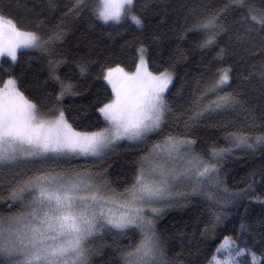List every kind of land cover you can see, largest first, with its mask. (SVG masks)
Wrapping results in <instances>:
<instances>
[{
	"label": "snow or ice",
	"instance_id": "snow-or-ice-1",
	"mask_svg": "<svg viewBox=\"0 0 264 264\" xmlns=\"http://www.w3.org/2000/svg\"><path fill=\"white\" fill-rule=\"evenodd\" d=\"M138 5L139 0H74L69 11L76 17L86 11L93 26L99 22L119 29L131 21L143 29L145 18ZM49 7H55L54 0H49ZM8 8L0 0V58L17 64L23 51L40 52L47 60L48 80L57 87L35 102L19 87V77L2 69L7 78L0 77V168L37 167L28 174L17 173L8 189L9 209L18 208L0 213V264H94L97 241L103 242L106 234L115 238L133 233L135 243L117 246L118 264H172L156 229L165 208L203 196L209 202L210 219L202 235L215 237L227 219L229 204L247 198L264 205V166L259 169L260 194L254 189L255 171L236 191L221 179V165L233 149H264V130L228 132L227 146L212 145L206 154L196 150L195 138L166 132L169 120L186 117L188 128L213 113L243 105V97L229 91L233 67L225 57L230 49H239L242 55L260 54L259 72L241 79L256 74L264 90V0L260 7L253 0H228L204 12L189 10V18L175 33L177 40L190 39L201 57L210 54L194 86L178 77L177 66L188 58L179 44L162 68H150L154 61L143 43L135 49L133 69L120 63L101 65L100 77L110 86L108 99L95 108L102 125L78 123L80 117L64 104L65 96L79 94L71 73L84 77L92 66L89 59L69 62L58 52L69 31L66 22L49 27L36 19L35 27L28 28L19 25ZM229 9L240 10L235 27L224 22ZM62 66H67L63 74ZM186 92L188 109L174 111L169 97H183ZM153 134L161 139L153 141ZM124 141L138 147L151 141V145L142 151L131 182L122 190L111 187L106 169L62 167L75 158L102 162ZM252 232V226L242 221L236 236H223L207 264H264V231L259 246Z\"/></svg>",
	"mask_w": 264,
	"mask_h": 264
},
{
	"label": "trees",
	"instance_id": "trees-1",
	"mask_svg": "<svg viewBox=\"0 0 264 264\" xmlns=\"http://www.w3.org/2000/svg\"><path fill=\"white\" fill-rule=\"evenodd\" d=\"M228 0H139L138 10L145 18L143 29H137L131 21L122 28H113L101 25L89 18L85 11L79 17L69 11L74 0H54L55 7H49V0H5L9 5L8 13L19 25L28 28L35 27V20L41 19L49 27L66 22L69 29L58 52L66 56L69 62L86 58L92 61L91 70L84 77H79L75 71L71 79L75 83L78 95L65 96L64 104L69 112L78 115V123L102 125L103 119L95 108L99 103L108 99L110 88L107 82L100 77L101 65L120 63L131 70L136 60V47L143 43L148 47L151 61L150 68L166 66L170 56L175 52L177 44L185 49L187 60L177 66L178 77H183L194 86L196 78L204 72L201 65L207 63L210 54L201 57L191 45V40L178 41L176 32L189 18V10L204 12L222 7ZM261 6V0H253ZM146 5V7H145ZM238 9H229L225 14V24L235 27L239 18ZM47 29H45L46 31ZM108 33H111V38ZM158 37V39H157ZM191 37V34H189ZM226 46V45H225ZM0 61V77L7 78L2 69H9V73L19 77V87L25 95L35 102H41L45 92H52L56 85L48 80L46 57L38 51H23L18 55V63H4ZM227 63L233 67L232 88L229 91L239 93L243 97L241 107L221 110L202 119L199 123L186 128L184 119L169 120L166 132L189 135L196 140V150L206 154L210 146H227L228 132L258 134L264 130V90L260 86V78L253 74L244 81L241 79L248 73H258L260 70V54L242 55L241 50L232 52L225 57ZM67 66H62L63 74ZM206 74V73H205ZM190 93L183 97H169L174 111H186L190 104ZM161 139L155 135L152 140ZM137 146L126 142L118 144L115 151L104 158L102 162L91 159H72L64 162V168L91 167L93 170L106 169L105 176L111 187L122 190L130 183L136 162L142 151L150 147ZM221 165V179L230 190L236 191L245 187L249 174L257 172V183L254 189L257 194L262 191L259 182V169L264 166V149L252 152L248 149H233ZM36 165L22 164L19 168H0V213L16 211L18 206L9 209L7 200L8 189L15 183L17 173L28 174L36 170ZM228 216L225 222L216 229V236L202 235L205 225L210 219L209 202L203 196H190L186 203L179 206L165 208L158 220L156 229L160 234L167 258L172 264H207V257L221 242L224 235L236 236L239 233L240 223L243 221L252 226V235H255L259 246L260 233L264 231V205L251 199L242 198L227 206ZM247 236L245 237V239ZM137 237L117 236L113 238L106 234L104 241H97L93 245L94 264H118L119 254L117 246L126 247L129 241L135 243ZM98 249V251H97Z\"/></svg>",
	"mask_w": 264,
	"mask_h": 264
},
{
	"label": "rangeland",
	"instance_id": "rangeland-1",
	"mask_svg": "<svg viewBox=\"0 0 264 264\" xmlns=\"http://www.w3.org/2000/svg\"><path fill=\"white\" fill-rule=\"evenodd\" d=\"M1 59H2V58H0V61H1ZM108 86H109V85H108ZM109 88H110V86H109ZM155 135H156V134H153L152 137H154ZM124 142H126V141H124ZM121 143H122V142H120L119 144H121ZM126 143H129V142H126ZM129 144L134 145V143H129ZM78 159H85V158H78ZM13 180L16 181V178H14ZM133 234L135 235V237H137L135 233H133Z\"/></svg>",
	"mask_w": 264,
	"mask_h": 264
}]
</instances>
